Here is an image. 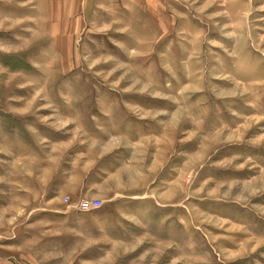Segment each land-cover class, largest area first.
<instances>
[{
	"label": "rangeland",
	"instance_id": "374dc122",
	"mask_svg": "<svg viewBox=\"0 0 264 264\" xmlns=\"http://www.w3.org/2000/svg\"><path fill=\"white\" fill-rule=\"evenodd\" d=\"M0 264H264V0H0Z\"/></svg>",
	"mask_w": 264,
	"mask_h": 264
},
{
	"label": "built area",
	"instance_id": "2783aa9c",
	"mask_svg": "<svg viewBox=\"0 0 264 264\" xmlns=\"http://www.w3.org/2000/svg\"><path fill=\"white\" fill-rule=\"evenodd\" d=\"M102 205V202L100 200H82L78 207L80 208L81 211H90L93 209H98Z\"/></svg>",
	"mask_w": 264,
	"mask_h": 264
}]
</instances>
